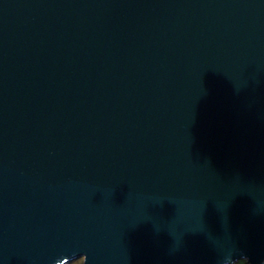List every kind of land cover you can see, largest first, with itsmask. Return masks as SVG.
Returning a JSON list of instances; mask_svg holds the SVG:
<instances>
[{"label": "water", "instance_id": "obj_1", "mask_svg": "<svg viewBox=\"0 0 264 264\" xmlns=\"http://www.w3.org/2000/svg\"><path fill=\"white\" fill-rule=\"evenodd\" d=\"M264 264V0H0V264Z\"/></svg>", "mask_w": 264, "mask_h": 264}, {"label": "rangeland", "instance_id": "obj_2", "mask_svg": "<svg viewBox=\"0 0 264 264\" xmlns=\"http://www.w3.org/2000/svg\"><path fill=\"white\" fill-rule=\"evenodd\" d=\"M66 264H83V258H79V259H76L74 261H70ZM234 264H246V262L244 260H240Z\"/></svg>", "mask_w": 264, "mask_h": 264}]
</instances>
